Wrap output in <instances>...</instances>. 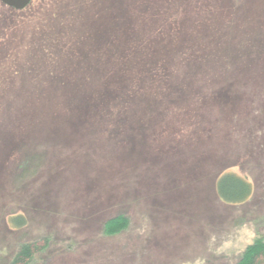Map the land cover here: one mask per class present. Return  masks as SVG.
Listing matches in <instances>:
<instances>
[{
    "label": "rangeland",
    "instance_id": "1",
    "mask_svg": "<svg viewBox=\"0 0 264 264\" xmlns=\"http://www.w3.org/2000/svg\"><path fill=\"white\" fill-rule=\"evenodd\" d=\"M258 238L264 0L0 3V264H238Z\"/></svg>",
    "mask_w": 264,
    "mask_h": 264
},
{
    "label": "trees",
    "instance_id": "2",
    "mask_svg": "<svg viewBox=\"0 0 264 264\" xmlns=\"http://www.w3.org/2000/svg\"><path fill=\"white\" fill-rule=\"evenodd\" d=\"M33 1L34 0H32L28 6H30ZM0 3L2 4L1 1ZM2 6L6 7L8 10L16 11L3 4ZM215 190L218 198L223 203L237 205L244 203L250 198L253 192V185L249 180L237 173L225 171L216 178ZM9 221L11 226L15 227H21L25 224V218L23 216H12ZM125 222L123 216L112 218L106 222V231L113 233L124 226ZM40 250L41 248L34 243H21L12 258L11 264H31L35 254ZM238 264H264V239L258 238L248 245Z\"/></svg>",
    "mask_w": 264,
    "mask_h": 264
},
{
    "label": "water",
    "instance_id": "3",
    "mask_svg": "<svg viewBox=\"0 0 264 264\" xmlns=\"http://www.w3.org/2000/svg\"><path fill=\"white\" fill-rule=\"evenodd\" d=\"M2 4L15 10L25 9L32 0H0Z\"/></svg>",
    "mask_w": 264,
    "mask_h": 264
},
{
    "label": "bare ground",
    "instance_id": "4",
    "mask_svg": "<svg viewBox=\"0 0 264 264\" xmlns=\"http://www.w3.org/2000/svg\"><path fill=\"white\" fill-rule=\"evenodd\" d=\"M4 5V4H3Z\"/></svg>",
    "mask_w": 264,
    "mask_h": 264
}]
</instances>
